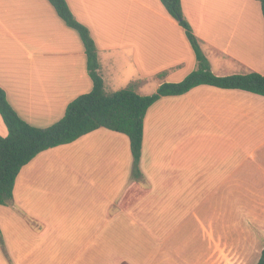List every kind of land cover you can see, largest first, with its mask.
<instances>
[{
  "label": "crops",
  "instance_id": "obj_1",
  "mask_svg": "<svg viewBox=\"0 0 264 264\" xmlns=\"http://www.w3.org/2000/svg\"><path fill=\"white\" fill-rule=\"evenodd\" d=\"M66 1L95 42L104 88L117 66L137 74L136 88L155 78L157 90L198 69L159 0ZM181 1L216 76L264 75L261 6L251 8L255 28L236 29L201 15L202 0ZM151 10L155 17L142 15ZM92 85L79 35L48 0H0V87L23 120L52 126ZM0 135H8L1 115ZM139 167L135 181L129 138L107 129L40 153L17 177L13 202L0 206V264H258L263 96L203 85L161 98L145 117Z\"/></svg>",
  "mask_w": 264,
  "mask_h": 264
},
{
  "label": "trees",
  "instance_id": "obj_2",
  "mask_svg": "<svg viewBox=\"0 0 264 264\" xmlns=\"http://www.w3.org/2000/svg\"><path fill=\"white\" fill-rule=\"evenodd\" d=\"M57 16L79 35L87 56L92 90L71 102L64 117L48 128H37L13 109L5 91L0 87V115L8 135H0V206L13 202V191L21 170L47 150L68 145L98 129H107L129 138L133 157L132 178L139 181V167L143 145L144 121L150 107L163 97L182 96L199 86L242 90L264 97V75L216 76L204 55L192 27L185 20L181 0H159L167 14L184 30L198 62V69L178 83H164L156 93L142 96L135 92L137 83L107 93L99 74V61L95 42L89 29L80 23L66 0H48ZM261 6L264 18V0H255ZM258 264H264V250Z\"/></svg>",
  "mask_w": 264,
  "mask_h": 264
},
{
  "label": "rangeland",
  "instance_id": "obj_3",
  "mask_svg": "<svg viewBox=\"0 0 264 264\" xmlns=\"http://www.w3.org/2000/svg\"><path fill=\"white\" fill-rule=\"evenodd\" d=\"M201 6L197 3V6L199 8H202L201 10V15L206 14V12L209 14L210 12L212 13V16H216L215 19H217L218 24L217 26L220 25L222 26V22L228 23L225 27L227 28L228 26L235 25L236 29L241 27V23L245 24H251L255 28V22H252V18L250 16L251 13V8L252 5H254L255 8H258L260 10V5L259 3L255 2L254 0H202L201 1ZM210 8H215V9H210ZM250 9V10H249ZM124 13L126 10H123ZM130 10H128L129 12ZM144 16H153L155 17V13L153 11H142ZM141 12V13H142ZM261 12V11H260ZM202 16L198 18L196 16L194 20V25L196 29H201V20ZM261 18H263L261 14ZM213 19V18H212ZM186 20V19H185ZM187 21V20H186ZM194 27V26H193ZM194 27V28H195ZM111 31L115 33H121L122 26L121 24H115L111 26ZM193 30V29H192ZM102 28L98 29L95 32V35H99L102 32ZM194 35L197 37L196 32L193 31ZM198 38V37H197ZM199 40V39H198ZM199 44L203 49L204 54L207 55V46L204 44L202 41L199 40ZM105 75V91L108 93H113L115 91L127 88L134 84L135 82L138 81L137 74L131 73L129 69L117 66L111 70L110 73H104ZM164 77L159 75L157 76V79H163ZM157 81L155 78L150 79L146 82H143V84H140L137 88H135V92L139 95L142 96H150L156 93L157 89L156 86ZM65 177L73 176L72 173H69L67 170H65ZM217 250H209V256L212 257L214 254H216ZM203 262H205V259H203ZM202 262V263H203Z\"/></svg>",
  "mask_w": 264,
  "mask_h": 264
}]
</instances>
